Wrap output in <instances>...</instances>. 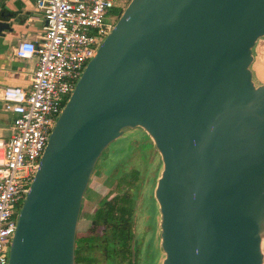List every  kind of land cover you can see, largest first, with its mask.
<instances>
[{
	"label": "water",
	"instance_id": "obj_1",
	"mask_svg": "<svg viewBox=\"0 0 264 264\" xmlns=\"http://www.w3.org/2000/svg\"><path fill=\"white\" fill-rule=\"evenodd\" d=\"M261 38L264 0H129L50 129L7 264H74L91 172L137 129L161 163V264H263L264 82L249 69Z\"/></svg>",
	"mask_w": 264,
	"mask_h": 264
},
{
	"label": "built area",
	"instance_id": "obj_2",
	"mask_svg": "<svg viewBox=\"0 0 264 264\" xmlns=\"http://www.w3.org/2000/svg\"><path fill=\"white\" fill-rule=\"evenodd\" d=\"M128 1H35L44 21L43 33L35 40L17 42L13 50L16 59H35L29 88L0 89L2 110L12 116L11 135L0 140V264H7L18 208L50 129L112 27L109 17L121 12L125 7L121 4Z\"/></svg>",
	"mask_w": 264,
	"mask_h": 264
},
{
	"label": "rangeland",
	"instance_id": "obj_3",
	"mask_svg": "<svg viewBox=\"0 0 264 264\" xmlns=\"http://www.w3.org/2000/svg\"><path fill=\"white\" fill-rule=\"evenodd\" d=\"M124 6L126 3L121 4L122 8ZM116 17L117 15L110 16L108 22L114 24ZM252 51L253 60L249 69L251 80L256 85L264 82V38L258 40ZM141 133L143 132L139 129L125 131L120 138L105 148L98 159L83 195L75 239L98 236L99 228L96 229L98 226L91 224L93 212L100 200L112 197L111 193L116 192L115 179L126 175L129 176L126 180L129 186L124 192L135 195L136 200L132 211L131 230L138 248L139 259L146 264L151 256L154 257L153 264H161L163 255L159 248V214L153 199V189L161 170V163L152 143L144 133L145 136ZM22 201L23 199L20 205ZM95 244H99L98 238H95L89 250L82 245L81 250L84 251L77 253L79 259L74 264H84L85 256L92 258L91 264H94L93 259L96 261V256L98 257L96 264H106ZM119 264L126 263L119 262Z\"/></svg>",
	"mask_w": 264,
	"mask_h": 264
},
{
	"label": "crops",
	"instance_id": "obj_4",
	"mask_svg": "<svg viewBox=\"0 0 264 264\" xmlns=\"http://www.w3.org/2000/svg\"><path fill=\"white\" fill-rule=\"evenodd\" d=\"M35 1L0 0V21L8 26L0 36V89L29 88L35 59H16L13 50L17 42L35 40L43 33L44 21ZM11 121L12 116L2 110L0 102V140L6 141L11 135Z\"/></svg>",
	"mask_w": 264,
	"mask_h": 264
},
{
	"label": "flooded vegetation",
	"instance_id": "obj_5",
	"mask_svg": "<svg viewBox=\"0 0 264 264\" xmlns=\"http://www.w3.org/2000/svg\"><path fill=\"white\" fill-rule=\"evenodd\" d=\"M116 181V179H115ZM116 186V183H115ZM125 190L127 189L124 188ZM124 190V191H125ZM113 194V196L115 194H118L117 188H116V192L111 193ZM110 194V195H111ZM122 194L126 195L127 198H131L133 197V194L129 195L128 193L125 194V192H123ZM112 196V197H113ZM112 197H107L104 198V200H100L98 202V207H96L95 211L93 212L92 218H91V224L94 226H98L96 229L99 228V232H98V236L94 237V236H87L86 238H81V239H76V252H82L84 250H81L82 245H85V248L87 247V250L90 249V247L92 246V244L95 241V238H98L99 244H95L96 248L99 249V255L100 257L106 262V264H119V262L121 263H126V264H145L144 262L140 261V257L138 256V248L137 245L134 243V236L132 233V228H131V222H132V210H130V215H129V238L127 240H125V245L121 246V242L118 241V239H116L115 237L112 239L111 241V237L109 235V230L107 229V226L104 223L101 222H96L94 221V214L96 212V210L100 207V203L102 201H108L110 200ZM136 200H134V204H135ZM134 207V205H133ZM120 227H122V224H120ZM124 227V226H123ZM112 243V244H111ZM108 248L111 249V251L108 252ZM76 253V262H78L79 257L77 256ZM149 261L146 264H153V258L150 256L149 257ZM96 261L93 259L94 264L98 263V257L96 256ZM84 260V264H91V260L92 258L89 256H85L83 257Z\"/></svg>",
	"mask_w": 264,
	"mask_h": 264
},
{
	"label": "trees",
	"instance_id": "obj_6",
	"mask_svg": "<svg viewBox=\"0 0 264 264\" xmlns=\"http://www.w3.org/2000/svg\"><path fill=\"white\" fill-rule=\"evenodd\" d=\"M119 14L120 11H117L116 15ZM141 134L144 135L143 133ZM128 177L129 176L122 175L119 178H116V188L118 194H115L108 201H102L100 203V207L96 210L94 214V221L104 223L107 226V229L109 230L111 241L115 237L116 239H118V241L121 242V246H124L125 240L129 238V215L130 210H132L133 208L135 200V195H133V197L131 198H127L126 195L122 194L124 192V188L129 186V183L126 182ZM120 224H122V227H120ZM76 245L77 244L75 239L74 262H76ZM107 250L108 252L111 251L110 248H108Z\"/></svg>",
	"mask_w": 264,
	"mask_h": 264
}]
</instances>
